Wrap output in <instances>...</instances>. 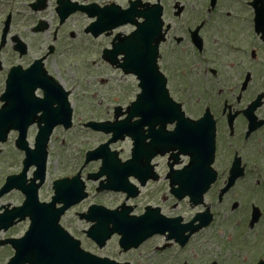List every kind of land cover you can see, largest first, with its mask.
<instances>
[{
  "label": "flooded vegetation",
  "instance_id": "1",
  "mask_svg": "<svg viewBox=\"0 0 264 264\" xmlns=\"http://www.w3.org/2000/svg\"><path fill=\"white\" fill-rule=\"evenodd\" d=\"M57 1L32 9L30 0H0V108L5 104L12 120L0 143V163L8 169L0 174V186L23 168L25 150L15 139L24 133L32 148L37 122L51 119L55 107L36 102L26 117L21 115L29 95L38 100L44 95L36 75L59 80L73 96L77 87L92 85L89 66L100 65L106 76L112 70L127 79L108 90L110 78H97L107 101L123 111L136 99L140 77L119 67L124 54H110L119 38L133 32L138 53L158 54L168 94L183 114L133 117L144 150L128 181L140 189L133 200L146 192L148 202L131 214L150 217L146 235L130 247L117 235L101 248L87 238L82 246L117 264H264V0H160L163 38L157 52L156 26L154 35L140 42L144 19L136 0H64L70 7L60 12ZM46 10L49 16L43 15ZM28 34L38 39L32 43ZM75 56L83 61L70 77L48 66L50 61L62 66ZM60 131L61 126L52 129L48 158ZM190 132L200 138L195 157L186 144ZM76 167L70 159L63 175L71 177ZM147 204L152 210L144 211ZM4 205L11 207L2 197L0 209ZM64 225L77 234L76 217ZM89 226L84 223L83 233Z\"/></svg>",
  "mask_w": 264,
  "mask_h": 264
},
{
  "label": "rangeland",
  "instance_id": "2",
  "mask_svg": "<svg viewBox=\"0 0 264 264\" xmlns=\"http://www.w3.org/2000/svg\"><path fill=\"white\" fill-rule=\"evenodd\" d=\"M29 1V0H25ZM31 2V0H30ZM51 7L53 6L50 5ZM49 7V6H48ZM27 9V7H26ZM28 12H30L28 10ZM45 16L50 15V11L46 10V13H43ZM28 38L30 42H35L38 37L37 36H31L28 34ZM32 55V54H31ZM89 58H96L95 55H91ZM56 60V59H55ZM57 61V60H56ZM81 61L83 59H80L78 56H75L70 59L62 60V66L59 64L55 65L50 61V68L53 70L56 67L59 68L60 71H64L66 73L67 77L71 76V73L73 70L77 71L80 69V65L82 64ZM59 62V59L58 61ZM60 63V62H59ZM71 66V68H69ZM90 69V77H92V85H89L88 87H82L79 86L77 89L74 91L73 96L71 97L72 104H73V111H74V126L72 127L69 132H62L60 131V134L58 135L56 142L54 143L52 150H51V155L49 159V174L53 177L56 175H61L65 173L69 168L68 164L70 162V159H72V163L76 161V163L79 162L80 154L83 150L90 148V147H95V145H98L101 142H104L107 138L105 135L102 133H96L92 131H87L85 130L81 124L84 120L90 119H111L112 116V107L114 104L113 101L106 100V91H104L102 88H99V84L97 83V78L101 77H109L110 82L108 87H106L108 90L109 89H117L119 88V84L123 80H127L123 77H121L117 72H114L110 70L107 73V76L103 73V67L100 65H94V67L89 66ZM126 88V87H124ZM111 94V92H109ZM115 94V93H114ZM60 140H64L65 143L59 144ZM63 146V147H62ZM57 147H60V149L57 150ZM125 149L128 147L124 145ZM127 155V151L126 154ZM96 166L91 165L90 169H95ZM8 171L7 166L5 163H0V174H5ZM90 190L91 192V197L85 201L84 203L80 204L77 206L76 210H84L85 207L94 201H101L105 203L106 205H114L118 203L120 197L118 195H107V194H102L100 196H95L93 192V183H89ZM18 198V197H17ZM16 195H11L10 197L6 196L4 201H15ZM148 199L146 198V193H143L137 200L136 202H141L144 203ZM73 230V227H72ZM21 231H13L9 230L7 232H4L0 230V238H4V236L8 235H16L19 234ZM7 248L5 247H0V264H5L7 260Z\"/></svg>",
  "mask_w": 264,
  "mask_h": 264
},
{
  "label": "water",
  "instance_id": "3",
  "mask_svg": "<svg viewBox=\"0 0 264 264\" xmlns=\"http://www.w3.org/2000/svg\"><path fill=\"white\" fill-rule=\"evenodd\" d=\"M127 59H129L131 62H132V66L135 67L136 65V61H135V58L134 56L131 54L127 57ZM145 91V90H144ZM144 93V92H143ZM144 95L145 97H149V94L148 93H145V94H142ZM60 101H61V107H60V114L61 115H64L63 116V120H61L62 123H64V125L68 124L69 123V117H70V109H69V106L66 102V97H65V94L63 93V95L60 97ZM46 235L43 234L42 235V238L39 240L38 244V250L39 251H43L44 248H45V244H46Z\"/></svg>",
  "mask_w": 264,
  "mask_h": 264
}]
</instances>
